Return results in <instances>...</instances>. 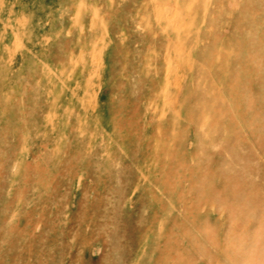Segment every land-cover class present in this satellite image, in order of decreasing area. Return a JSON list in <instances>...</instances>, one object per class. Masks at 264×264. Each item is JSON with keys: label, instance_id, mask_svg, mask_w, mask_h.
I'll use <instances>...</instances> for the list:
<instances>
[{"label": "rangeland", "instance_id": "374dc122", "mask_svg": "<svg viewBox=\"0 0 264 264\" xmlns=\"http://www.w3.org/2000/svg\"><path fill=\"white\" fill-rule=\"evenodd\" d=\"M0 264H264V0H0Z\"/></svg>", "mask_w": 264, "mask_h": 264}]
</instances>
